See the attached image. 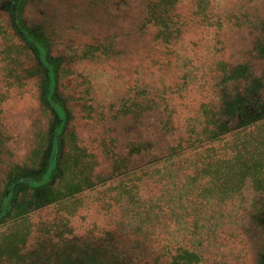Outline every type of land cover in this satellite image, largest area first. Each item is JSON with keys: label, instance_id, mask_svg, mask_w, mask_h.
I'll return each instance as SVG.
<instances>
[{"label": "rangeland", "instance_id": "obj_1", "mask_svg": "<svg viewBox=\"0 0 264 264\" xmlns=\"http://www.w3.org/2000/svg\"><path fill=\"white\" fill-rule=\"evenodd\" d=\"M84 242L263 264L264 0H0V264Z\"/></svg>", "mask_w": 264, "mask_h": 264}, {"label": "trees", "instance_id": "obj_2", "mask_svg": "<svg viewBox=\"0 0 264 264\" xmlns=\"http://www.w3.org/2000/svg\"><path fill=\"white\" fill-rule=\"evenodd\" d=\"M88 248H90V244L87 245L85 242L80 244L70 243L69 247L64 248V250H57L58 255L54 263L45 258L42 264H107L94 250L88 251Z\"/></svg>", "mask_w": 264, "mask_h": 264}]
</instances>
